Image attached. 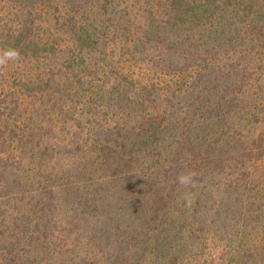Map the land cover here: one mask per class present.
<instances>
[{"label": "trees", "instance_id": "1", "mask_svg": "<svg viewBox=\"0 0 264 264\" xmlns=\"http://www.w3.org/2000/svg\"><path fill=\"white\" fill-rule=\"evenodd\" d=\"M7 50L0 264H264V0H0Z\"/></svg>", "mask_w": 264, "mask_h": 264}, {"label": "clouds", "instance_id": "2", "mask_svg": "<svg viewBox=\"0 0 264 264\" xmlns=\"http://www.w3.org/2000/svg\"><path fill=\"white\" fill-rule=\"evenodd\" d=\"M18 58V54L14 50H7L3 57H0V63L7 61V60H13L15 61ZM191 180V177H181L180 183L181 184H188Z\"/></svg>", "mask_w": 264, "mask_h": 264}, {"label": "rangeland", "instance_id": "3", "mask_svg": "<svg viewBox=\"0 0 264 264\" xmlns=\"http://www.w3.org/2000/svg\"><path fill=\"white\" fill-rule=\"evenodd\" d=\"M71 125V124H70Z\"/></svg>", "mask_w": 264, "mask_h": 264}]
</instances>
